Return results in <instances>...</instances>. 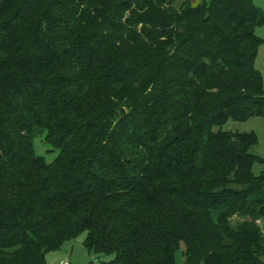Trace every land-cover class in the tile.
I'll return each mask as SVG.
<instances>
[{
    "label": "trees",
    "instance_id": "1",
    "mask_svg": "<svg viewBox=\"0 0 264 264\" xmlns=\"http://www.w3.org/2000/svg\"><path fill=\"white\" fill-rule=\"evenodd\" d=\"M260 26L252 0H0V264L82 233L100 264H264L256 138L222 130L264 118Z\"/></svg>",
    "mask_w": 264,
    "mask_h": 264
},
{
    "label": "rangeland",
    "instance_id": "2",
    "mask_svg": "<svg viewBox=\"0 0 264 264\" xmlns=\"http://www.w3.org/2000/svg\"><path fill=\"white\" fill-rule=\"evenodd\" d=\"M192 1L197 3L199 0ZM252 1L257 8L264 12V0ZM255 34L263 40L257 49L254 68L260 73L264 88V26L257 27ZM222 130L234 133H253L255 135L256 142L250 147L249 151L258 157V160L253 164L252 171L255 175H259L264 170V118L251 117L243 122L228 120ZM32 145L35 155L42 157L45 162L51 163L56 157L57 151L45 143L43 134L34 136ZM84 238L85 233H82L77 238L64 243L60 249L46 253V264H59L61 262L67 264H87L89 262L100 264L113 258V256L88 253L82 245ZM183 249V244H180L175 255L174 264H185L182 254Z\"/></svg>",
    "mask_w": 264,
    "mask_h": 264
},
{
    "label": "built area",
    "instance_id": "3",
    "mask_svg": "<svg viewBox=\"0 0 264 264\" xmlns=\"http://www.w3.org/2000/svg\"><path fill=\"white\" fill-rule=\"evenodd\" d=\"M59 264H67V263H63V262H61V263H59Z\"/></svg>",
    "mask_w": 264,
    "mask_h": 264
}]
</instances>
